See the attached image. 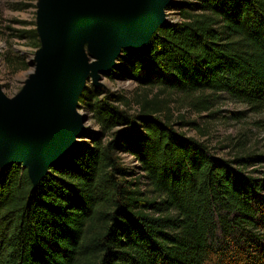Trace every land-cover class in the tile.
<instances>
[{
  "label": "trees",
  "instance_id": "obj_1",
  "mask_svg": "<svg viewBox=\"0 0 264 264\" xmlns=\"http://www.w3.org/2000/svg\"><path fill=\"white\" fill-rule=\"evenodd\" d=\"M164 8L177 18L102 71L132 80L133 96L83 83L74 105L95 129H81L35 182L23 160L0 162V264H264V166L253 167L264 154L243 146L229 158L214 154L174 127L165 97L202 112L226 94L263 111L264 0ZM22 23L6 28L41 48L37 24Z\"/></svg>",
  "mask_w": 264,
  "mask_h": 264
},
{
  "label": "water",
  "instance_id": "obj_2",
  "mask_svg": "<svg viewBox=\"0 0 264 264\" xmlns=\"http://www.w3.org/2000/svg\"><path fill=\"white\" fill-rule=\"evenodd\" d=\"M167 0H40L42 47L23 94L8 102L0 93V162L23 160L35 182L48 163L70 148L86 116L74 99L89 77L88 43L103 71L120 45L137 46L164 19Z\"/></svg>",
  "mask_w": 264,
  "mask_h": 264
},
{
  "label": "rangeland",
  "instance_id": "obj_3",
  "mask_svg": "<svg viewBox=\"0 0 264 264\" xmlns=\"http://www.w3.org/2000/svg\"><path fill=\"white\" fill-rule=\"evenodd\" d=\"M24 4L30 7L17 9ZM40 0H0V24L2 34H0V93L8 102L16 101L27 87L28 81L34 72L37 54L40 48H34L25 39L14 37V31L24 25L22 22H30L36 26L39 16ZM164 18L176 19V13L171 9H162ZM11 29H7V28ZM88 43L83 45L88 79L85 84L102 85L112 91L123 92L128 97L136 93L135 83L129 79L116 78L111 80L103 72L92 68V64L98 62L91 57L86 50ZM125 45H120V50ZM17 57L23 58L27 62L25 68H18ZM164 95H160L163 97ZM168 98L169 106L172 110L174 127L191 136L206 141L212 152L220 157L229 158L243 146V150L264 154V110L259 112L249 111L241 103L232 100L226 94H222L220 101L209 111H197L187 100H174V95ZM173 100V101H172ZM75 111L86 120L81 123V129H95L96 126L90 118V114L83 108L76 107ZM210 112H216L210 115ZM236 112L237 114H232ZM180 115L186 121L196 122V125L179 124ZM121 161L131 167L135 163L134 159L121 154ZM264 166L256 162L253 167ZM252 168V167H250ZM142 187L144 184L142 183Z\"/></svg>",
  "mask_w": 264,
  "mask_h": 264
}]
</instances>
